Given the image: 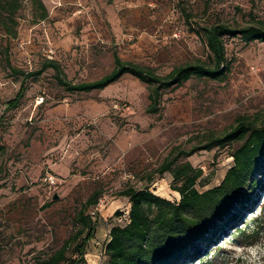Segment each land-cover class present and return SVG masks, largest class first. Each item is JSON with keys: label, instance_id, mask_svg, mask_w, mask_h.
I'll list each match as a JSON object with an SVG mask.
<instances>
[{"label": "rangeland", "instance_id": "rangeland-1", "mask_svg": "<svg viewBox=\"0 0 264 264\" xmlns=\"http://www.w3.org/2000/svg\"><path fill=\"white\" fill-rule=\"evenodd\" d=\"M43 1L48 16L33 23L25 4L7 56L0 48V145L5 147L0 154V264H37L39 257L55 251L76 230V210L94 190L102 196L88 209L97 225L83 264H108L104 243L109 229L127 222L130 207L126 197L116 194L126 186L157 194L160 186L173 191L169 172H153L171 151L179 154V162L204 167L196 186L200 191L220 183L239 142L185 153L228 130L239 115L252 116L264 108V41L226 37L228 75L222 80L192 77L164 90L156 113L146 111L147 84L130 74L102 89L69 92L51 68L27 78L19 104L9 108L5 102L15 96L22 79L11 67L38 69L52 54L47 52L49 40L57 46L52 57L64 78L74 83L107 73L113 53L163 75L209 55L202 38L190 31L181 5L193 13L195 27L214 21L244 26L264 20V0ZM52 129L61 144L54 161H63L61 152L71 142L82 145L69 152V175L58 177L62 181L55 186L43 181L50 173L47 165L40 168V139H52ZM80 151L89 158L78 163ZM248 195L227 235L214 238L199 258L185 264H264V187L256 184ZM163 196L179 199L177 193ZM243 224L249 232L258 230L246 238L236 231ZM221 243L218 254L213 253Z\"/></svg>", "mask_w": 264, "mask_h": 264}, {"label": "trees", "instance_id": "trees-1", "mask_svg": "<svg viewBox=\"0 0 264 264\" xmlns=\"http://www.w3.org/2000/svg\"><path fill=\"white\" fill-rule=\"evenodd\" d=\"M25 4L30 8L33 23L48 16L43 0H0V48L5 56L10 39L18 35L19 11ZM180 9L190 31L205 42L209 52L206 60L196 58L186 61L162 75L151 66L122 59L113 53V66L107 73L91 81L74 83L64 78L57 60L46 56L41 66L32 71L11 67V73L21 74L22 79L15 96L6 100V106L15 108L19 104L27 78L51 68L55 71L58 84L69 92L102 89L124 74H130L147 84L149 103L146 111L156 113L164 90L174 89L192 77L222 80L228 75L230 63L225 54L226 37L239 36L245 42L264 41L262 19L244 26L214 21L195 27L191 23L193 13L184 5ZM235 141L240 144L231 154L233 164L216 186L200 191L196 186L202 178V170L188 160L179 162V154L173 155L174 151H171L153 172L171 174L170 188L179 194L178 200H170L149 188L126 186L121 189L116 195L126 197L130 203L128 220L124 224H114L109 229L104 245L108 264H185L187 260L199 258L201 252L214 242V238L225 237L226 230L238 220L243 198L250 194L256 184L264 187V179H259L261 183H258L260 177H257L264 169V108L252 116L239 115L228 130L209 137L204 145L192 147L185 153L188 156L197 149H210L213 145L223 146ZM4 150L5 147L0 145V154ZM101 196V191L94 190L85 199L75 213L74 233L55 251L46 257H39L37 264L86 262V246L94 237L97 225V219L88 209L96 206ZM245 225L236 231L246 238L252 237L258 230L249 232ZM255 227L258 228V224ZM222 246L221 243L215 247L213 253Z\"/></svg>", "mask_w": 264, "mask_h": 264}, {"label": "crops", "instance_id": "crops-1", "mask_svg": "<svg viewBox=\"0 0 264 264\" xmlns=\"http://www.w3.org/2000/svg\"><path fill=\"white\" fill-rule=\"evenodd\" d=\"M48 44H49L48 46L50 48L47 49V52L52 53V54H50V55L47 54L46 56H52L54 54L53 53L54 48L55 47L57 48V46L55 45L54 42L52 44V42H50L49 40H48ZM59 44L60 43H58V45ZM21 54H23V53H21ZM52 132L54 134L55 129H52ZM60 146H61V144L59 143V138L55 137V134L52 137V139H50V138H43L42 140L40 139V168L45 167V165H47L46 168L49 170V172L54 174L57 177H63V176L69 175V172H70L69 166H70V162H71V157H69L70 156L69 152L72 150V148L76 147V151L82 149V145H80V147L78 144L76 146H74L73 143L71 142L68 145L69 148H66L64 153L61 152V155L63 154V157H62L63 161L57 162V161H54L55 158H53V157H54V154L59 152ZM79 153L80 154L76 158V161L78 163L80 162V160L83 157H87V159L89 158L88 157L89 154L83 155V153H84L83 151H80ZM94 158L97 159L98 157L96 156ZM129 205H130V203H129ZM107 239H108V237H107ZM107 239H106V241H107ZM104 245H105V243H104Z\"/></svg>", "mask_w": 264, "mask_h": 264}, {"label": "built area", "instance_id": "built-area-1", "mask_svg": "<svg viewBox=\"0 0 264 264\" xmlns=\"http://www.w3.org/2000/svg\"><path fill=\"white\" fill-rule=\"evenodd\" d=\"M50 48V47H49ZM43 100V97H40V101ZM201 169H204L203 166H200ZM206 168V167H205ZM43 181L48 183L49 185H52V186H55V185H58L60 184V182L62 180H60L57 176H55L54 174L52 173H47L44 178H43Z\"/></svg>", "mask_w": 264, "mask_h": 264}, {"label": "bare ground", "instance_id": "bare-ground-1", "mask_svg": "<svg viewBox=\"0 0 264 264\" xmlns=\"http://www.w3.org/2000/svg\"><path fill=\"white\" fill-rule=\"evenodd\" d=\"M158 192H159L158 194L161 195V196H163V195H169L171 193H177L176 191L169 192L165 187H161V186L159 187Z\"/></svg>", "mask_w": 264, "mask_h": 264}]
</instances>
